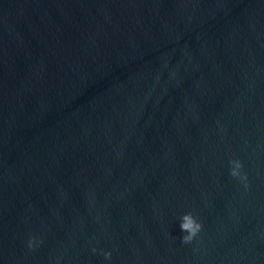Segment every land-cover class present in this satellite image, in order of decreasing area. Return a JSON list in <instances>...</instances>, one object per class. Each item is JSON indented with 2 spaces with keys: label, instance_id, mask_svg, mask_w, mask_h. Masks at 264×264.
<instances>
[{
  "label": "water",
  "instance_id": "95a60500",
  "mask_svg": "<svg viewBox=\"0 0 264 264\" xmlns=\"http://www.w3.org/2000/svg\"><path fill=\"white\" fill-rule=\"evenodd\" d=\"M0 264H264V0H148L0 61Z\"/></svg>",
  "mask_w": 264,
  "mask_h": 264
},
{
  "label": "clouds",
  "instance_id": "9594fccd",
  "mask_svg": "<svg viewBox=\"0 0 264 264\" xmlns=\"http://www.w3.org/2000/svg\"><path fill=\"white\" fill-rule=\"evenodd\" d=\"M230 163L234 164V167L231 169L232 176L240 175V168L242 167L241 162L239 160L230 161ZM242 180L246 179V176H241ZM202 224L197 220V218L192 213H185L181 218L180 229L182 232L186 233L182 236L183 242L187 243L193 240V238L197 235V233L201 230ZM29 246H32V242H29ZM111 253H105V256H110Z\"/></svg>",
  "mask_w": 264,
  "mask_h": 264
}]
</instances>
